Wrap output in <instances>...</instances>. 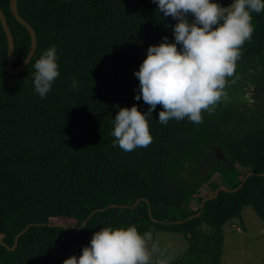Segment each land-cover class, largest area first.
I'll use <instances>...</instances> for the list:
<instances>
[{
  "label": "trees",
  "instance_id": "obj_1",
  "mask_svg": "<svg viewBox=\"0 0 264 264\" xmlns=\"http://www.w3.org/2000/svg\"><path fill=\"white\" fill-rule=\"evenodd\" d=\"M232 1L215 0L222 6ZM15 5L34 30L36 46L20 72L7 73L0 25V264H63L79 257L100 229L129 225L141 235L151 229L181 233L185 255L169 264H219L224 223L238 217L243 205L264 220V108L250 105L239 90L250 78L254 91L264 92V10L251 13L254 32L227 78L228 99L214 112H202L201 124L187 117L162 124L157 105L147 117L150 145L125 152L113 147L114 117L134 104L147 112L149 106L134 99L139 80L133 73L150 45L163 37L174 42L177 21L159 12L153 0ZM0 9L13 39L15 67L28 51L29 36L8 0H0ZM52 46L60 74L41 98L34 91V63ZM215 145L225 160L212 159ZM206 165L212 166L208 172L236 178L228 189L245 173L256 174L200 207L216 188L207 185L208 172L199 173ZM57 219L67 223L48 225Z\"/></svg>",
  "mask_w": 264,
  "mask_h": 264
},
{
  "label": "clouds",
  "instance_id": "obj_2",
  "mask_svg": "<svg viewBox=\"0 0 264 264\" xmlns=\"http://www.w3.org/2000/svg\"><path fill=\"white\" fill-rule=\"evenodd\" d=\"M153 2L165 17L177 21L172 29L174 42L163 37L158 45H150L139 70L133 73L139 80L134 99H142L149 107L144 113L135 104L117 111L111 132L113 147L118 145L125 152L150 145L147 117L157 105L162 107L158 113L162 124L185 117L201 124L202 112H214L228 99L227 78L234 76L243 45L251 41L254 32L251 13L264 10V0H233L226 7L215 0ZM57 58L52 46L34 63V91L41 98L51 91L60 74ZM72 87L75 90L78 82L74 80ZM151 240V233L141 235L135 226L105 227L92 235L79 257L70 256L63 264H152L153 253L160 249L154 243L150 248ZM170 259L158 258L155 264H169Z\"/></svg>",
  "mask_w": 264,
  "mask_h": 264
},
{
  "label": "rangeland",
  "instance_id": "obj_3",
  "mask_svg": "<svg viewBox=\"0 0 264 264\" xmlns=\"http://www.w3.org/2000/svg\"><path fill=\"white\" fill-rule=\"evenodd\" d=\"M211 167L206 165L199 169L200 175H205ZM208 177L209 187L228 189L236 181L235 177L224 175L216 169L209 171ZM52 221L67 223L65 219ZM146 232L152 236L149 247L154 243L160 249V252L153 253L152 262L158 258H171L169 261H175L185 255L187 240L181 233L165 229ZM221 232L223 240L219 264H264V220L257 217L250 205H243L239 216L224 223Z\"/></svg>",
  "mask_w": 264,
  "mask_h": 264
},
{
  "label": "water",
  "instance_id": "obj_4",
  "mask_svg": "<svg viewBox=\"0 0 264 264\" xmlns=\"http://www.w3.org/2000/svg\"><path fill=\"white\" fill-rule=\"evenodd\" d=\"M15 1L16 0H8V8H9V11L11 13V15L13 16V18L18 22L20 23L27 31L28 33V36H29V48H28V51L26 53V55L24 56V58L22 59V61L16 65L15 67H12L11 66V62H12V58H13V39H12V36H11V33L9 31V28L7 26V23H6V19H5V16L3 14V12L1 11L0 9V25H1V28L3 30V33H4V37H5V41H6V59H5V65H4V69L7 73L9 74H17L18 72H20L24 67L25 65L28 63L29 61V58L30 56L33 55L34 53V50H35V46H36V37H35V32L34 30L30 27V25L17 13V10H16V5H15ZM233 2V1H232ZM232 2H229L227 3L226 5H223V6H229L232 4ZM216 151H219L220 147H214ZM253 174H256L254 172H247L244 174V176L242 177L240 183L237 185V187L233 188V189H225V188H215L213 193L211 195H208V196H205L201 199L200 201V207H202V204L205 200L209 199V198H212L214 197L218 191H235L238 187L241 186V184L243 183V181L245 180V178L249 175H253ZM138 200H136L133 205H135L137 203ZM147 201V200H145ZM94 212V211H93ZM199 212V211H198ZM197 213L193 214V215H190L189 217H192V216H196ZM92 213V212H91ZM91 214H89L85 220H87L89 218ZM148 215H150L149 211H148ZM152 221H156L155 219L151 218ZM48 225L50 226H54V225H58L60 226L61 224H58V223H48ZM26 229V227L24 229H22L21 232L17 233L13 239V246L15 245L16 243V240H17V237L20 233H22L24 230ZM0 244H3L1 241H0ZM10 247L9 249H12L13 248Z\"/></svg>",
  "mask_w": 264,
  "mask_h": 264
},
{
  "label": "flooded vegetation",
  "instance_id": "obj_5",
  "mask_svg": "<svg viewBox=\"0 0 264 264\" xmlns=\"http://www.w3.org/2000/svg\"><path fill=\"white\" fill-rule=\"evenodd\" d=\"M253 81L249 78H246L243 82V84L240 86V92L242 95V98H246L245 100H248L250 105H253L254 107H263L264 108V99H263V95L264 92L262 93H257L254 91V88L252 87V85L250 83H252ZM214 147H219L217 145L212 147V152H211V156L213 160H225L224 157V152L221 150V148L219 149V151H216Z\"/></svg>",
  "mask_w": 264,
  "mask_h": 264
}]
</instances>
